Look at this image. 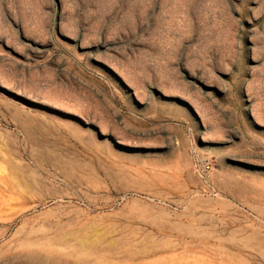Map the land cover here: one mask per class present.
I'll return each mask as SVG.
<instances>
[{"label": "rangeland", "instance_id": "1", "mask_svg": "<svg viewBox=\"0 0 264 264\" xmlns=\"http://www.w3.org/2000/svg\"><path fill=\"white\" fill-rule=\"evenodd\" d=\"M263 253L264 0H0V264Z\"/></svg>", "mask_w": 264, "mask_h": 264}, {"label": "bare ground", "instance_id": "2", "mask_svg": "<svg viewBox=\"0 0 264 264\" xmlns=\"http://www.w3.org/2000/svg\"><path fill=\"white\" fill-rule=\"evenodd\" d=\"M46 157H48L49 160H51L53 162V164H55V166H78L76 164L71 163L67 158L63 157V156H58V157H53L50 152H46ZM55 162V163H54ZM229 183V182H228ZM229 187V186H228ZM227 188V187H226ZM254 227V226H253ZM245 230H243L244 232ZM247 231V230H246ZM245 231V232H246ZM263 234V233H262ZM206 235V233H205ZM262 236V235H261ZM263 237V236H262ZM261 238V237H260ZM226 240V239H225ZM236 242V241H235ZM252 243V242H251ZM261 250V249H260ZM264 254V253H263ZM255 255V254H254ZM264 256V255H263ZM262 258V257H261ZM260 258V259H261ZM74 260H80V261H84L86 259H89L88 257H73ZM92 259V264H102L100 261H98L95 258H91ZM52 260V259H51ZM50 260V261H51ZM54 262L57 263L59 262L58 258L54 259ZM253 262V261H252Z\"/></svg>", "mask_w": 264, "mask_h": 264}]
</instances>
